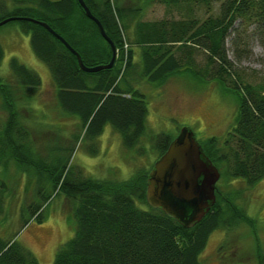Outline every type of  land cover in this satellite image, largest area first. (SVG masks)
<instances>
[{
  "label": "trees",
  "instance_id": "obj_1",
  "mask_svg": "<svg viewBox=\"0 0 264 264\" xmlns=\"http://www.w3.org/2000/svg\"><path fill=\"white\" fill-rule=\"evenodd\" d=\"M138 1L185 7L188 14L204 5L208 17L202 22L196 18L148 22L141 19V8L123 7L122 0H84L118 51L113 67L97 73L83 72L76 58L43 27L24 19L12 22H18L21 32L29 36L34 56L49 70L57 105L63 115L77 120L84 138L94 142V155L107 124L120 135L126 149L137 148L146 131L148 110L144 97L121 84L124 47H129L124 78L135 71L133 57L137 49L141 77L159 85L182 70L200 77V72L192 69L191 56L195 49L202 48L208 53V64L217 63V69L210 72L211 79L236 95L239 103L236 125L222 147L209 139L201 143L203 150L223 178L242 179L249 186L257 184L264 178V78L254 85L236 78L230 72L225 40L237 21L239 28L253 24L264 34V0ZM217 4L214 16L212 9ZM11 17L46 23L79 53L87 67L106 65L111 60L110 46L77 0L0 3V22ZM3 57L0 45V64ZM9 68L16 85L0 77L1 108L6 114L0 123V217L7 213L6 166L10 161L26 171L32 169L29 174L36 178L33 199L20 210L22 227L31 221L42 223L50 201L61 193L65 195L71 203L74 233L56 250L52 264H200L212 232L243 218L253 223L233 201H226L217 193L209 213L193 227L185 228L147 204V176L152 168L127 180H99L86 177L81 171L75 173L68 167L70 157L65 158L61 151L39 157L31 140L32 131L19 113L18 101L31 100L41 80L15 58L10 60ZM174 138L156 139L158 158ZM136 201L148 209H141ZM19 233L7 240L0 237V264H39L35 255L18 241Z\"/></svg>",
  "mask_w": 264,
  "mask_h": 264
},
{
  "label": "rangeland",
  "instance_id": "obj_2",
  "mask_svg": "<svg viewBox=\"0 0 264 264\" xmlns=\"http://www.w3.org/2000/svg\"><path fill=\"white\" fill-rule=\"evenodd\" d=\"M2 2L7 0H0ZM122 6L141 8V19L148 22L186 18H196L202 22L208 17L204 5L193 8L191 14L187 13L185 7H166L156 3L146 5L138 0H122ZM212 10V15L216 16L218 4ZM0 45L4 53L0 64L2 79L16 85L9 68L10 60L15 58L41 80V86L31 100L18 101L21 118L32 131L35 152L42 158L47 152L61 151L62 156L70 157L68 167L74 169L75 173L81 171L86 177L121 181L138 172L145 173L158 158L156 139L175 137L185 127L192 130L199 143L213 139L220 148L236 125L237 96L211 79L210 72L217 69V63L208 64L205 50L198 47L191 56L192 69L200 72V77L182 70L159 85L141 77L137 49L133 57L135 71L124 78L126 52L129 49L126 46L120 70L123 75L121 84L144 97L148 110L146 131L137 148L126 149L120 135L107 124L98 138V152L94 155L96 145L89 137L84 138L77 120L62 114L49 70L34 56L29 36L21 32L18 22L0 26ZM225 50L230 72L236 78L252 85L263 80L264 34L261 29L253 24L239 28V21L235 22L225 40ZM226 84H231L228 79ZM1 104L0 99V123L6 117ZM30 171L24 170L15 161L7 163L8 207L6 215L0 217V237L7 240L19 231L18 241L35 255L39 264H52L56 250L74 233L73 223H70L71 203L61 193L50 201L43 213L42 223L31 221L22 227L20 210L31 202L37 186L36 178L29 174L32 173ZM216 187L222 198L233 201L249 219H253V223L243 218L238 223L232 222L228 228L221 227L212 232L200 256V264H264V178L249 186L242 179L227 180L221 176ZM136 204L143 210L148 209L137 201Z\"/></svg>",
  "mask_w": 264,
  "mask_h": 264
},
{
  "label": "water",
  "instance_id": "obj_3",
  "mask_svg": "<svg viewBox=\"0 0 264 264\" xmlns=\"http://www.w3.org/2000/svg\"><path fill=\"white\" fill-rule=\"evenodd\" d=\"M85 16L93 21L98 31L111 48V60L106 65L87 67L82 58L60 35L46 23L30 18H7L0 22L24 19L48 31L76 58L79 68L86 73H97L111 69L116 60V49L106 35L101 23L95 18L84 0H77ZM220 173L206 156L202 145L189 128H182L169 144L165 153L158 158L147 176L146 202L164 215L174 219L185 228L199 223L215 203L216 184Z\"/></svg>",
  "mask_w": 264,
  "mask_h": 264
},
{
  "label": "flooded vegetation",
  "instance_id": "obj_4",
  "mask_svg": "<svg viewBox=\"0 0 264 264\" xmlns=\"http://www.w3.org/2000/svg\"><path fill=\"white\" fill-rule=\"evenodd\" d=\"M217 185V184H216ZM215 193H216V195H217V189L215 190Z\"/></svg>",
  "mask_w": 264,
  "mask_h": 264
}]
</instances>
